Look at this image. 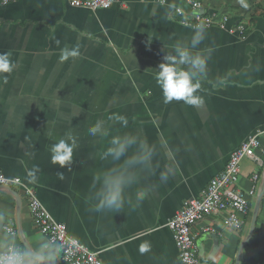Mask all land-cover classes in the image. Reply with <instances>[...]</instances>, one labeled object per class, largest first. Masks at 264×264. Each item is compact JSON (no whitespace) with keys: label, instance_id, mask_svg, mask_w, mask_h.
<instances>
[{"label":"crops","instance_id":"0c3cea01","mask_svg":"<svg viewBox=\"0 0 264 264\" xmlns=\"http://www.w3.org/2000/svg\"><path fill=\"white\" fill-rule=\"evenodd\" d=\"M128 1L125 8L95 11L68 0L0 1V55L10 63V70H0V169L32 186L52 217L96 251L102 264H179L167 221L185 200L201 197L230 153L264 128V0H199L205 10L243 23L245 33L206 28L194 49H212L208 75L194 94L201 98L197 105L164 103L155 81L166 52L192 35L174 11L185 7L183 1ZM64 49L77 55L61 60ZM121 115L126 128L113 119ZM97 123L108 135L89 134ZM127 133L153 148L152 168L137 170L138 183L126 189L120 212L92 211L99 187L92 186L93 175L113 166L99 153L113 135ZM69 135L77 144L71 160L53 164L51 146ZM259 139L264 144V133ZM36 169L32 182L29 172ZM254 174L255 194L240 230L226 227L222 216L191 226L198 264H236L242 244L239 264L261 262L264 193L248 236L263 167L243 161L241 190L251 188ZM10 188L0 186V252L13 246L25 264H67L34 226L23 190ZM141 189L148 194L138 203ZM142 245L149 251L141 253ZM47 250L54 254L43 255Z\"/></svg>","mask_w":264,"mask_h":264},{"label":"built area","instance_id":"2783aa9c","mask_svg":"<svg viewBox=\"0 0 264 264\" xmlns=\"http://www.w3.org/2000/svg\"><path fill=\"white\" fill-rule=\"evenodd\" d=\"M3 4L17 0H0ZM143 3L164 4L166 0H138ZM185 7L177 5L175 13L180 17L179 23L190 27L203 22L206 28H218L229 34L243 36L245 26L231 18L226 13L216 10H205L199 0H182ZM69 5L90 10L112 7L125 8L128 0H68ZM191 28V27H190ZM264 128L250 134L229 155L228 161L217 175L210 179L201 197H191L183 202L166 223L173 233V238L179 252V264H198V252L191 226L205 218L222 216L223 224L231 230L238 231L245 224L249 211V197L255 194V184L258 175L251 178L253 185L244 192L238 187L241 164L245 160L254 162L259 167L264 165V144L259 136ZM0 186H16L23 190L27 197L28 207L34 226L45 237L49 247L56 250L67 264H102L96 251L69 235L66 224L56 221L39 200L35 189L24 184L17 177H9L0 169ZM5 230L12 234L14 229L6 226ZM207 231L208 228L203 229ZM17 251L10 246L0 256ZM259 264H264V253Z\"/></svg>","mask_w":264,"mask_h":264},{"label":"clouds","instance_id":"9594fccd","mask_svg":"<svg viewBox=\"0 0 264 264\" xmlns=\"http://www.w3.org/2000/svg\"><path fill=\"white\" fill-rule=\"evenodd\" d=\"M190 27L192 35L189 41L174 44L172 50L166 52L156 68L155 81L162 92L164 103H170L173 100L183 101L190 105L201 103V98L194 94L199 90L201 81L208 75V61L212 49L194 51L205 39L206 25L201 22ZM150 41L151 38H149ZM76 55L75 51L64 49L61 60ZM0 70H10V63L4 55H0ZM113 119L125 128L128 126L127 118L122 115L115 116ZM88 131L92 136L108 135V132L99 123L91 126ZM76 147V141L70 135L66 139H60L50 148L51 162L63 166L71 160ZM153 155V148L139 134L113 135L108 146L99 153L101 160L110 158L113 166L99 170L93 175L92 186L95 188L99 185V187L95 193L96 203L91 210L120 212L125 202L126 189L138 183L137 170L139 168H143L145 171L152 168ZM36 171L38 169L29 172L32 182L37 179ZM164 178L166 179V177ZM147 194L144 189L137 191L136 201L142 202ZM139 251L145 253L149 251V248L142 245ZM42 254L51 256L54 253L52 250H47ZM25 260L23 252L18 250L0 256V264H25Z\"/></svg>","mask_w":264,"mask_h":264},{"label":"water","instance_id":"95a60500","mask_svg":"<svg viewBox=\"0 0 264 264\" xmlns=\"http://www.w3.org/2000/svg\"><path fill=\"white\" fill-rule=\"evenodd\" d=\"M7 188L9 190H12L9 186H7ZM263 193H264V165H263V175H262V182H261V188H260V191H259V194L257 196V199H256V202H255V205H254V209H253V213H252V218H251V222H250V230H249V236H248V239L251 237L252 233H253V230H254V225H255V221H256V217H257V213H258V210H259V205H260V202H261V199H262V196H263ZM17 195V194H16ZM17 199L19 200V196L17 195ZM244 244H242L239 248V255H240V252L242 250V247H243ZM27 246V245H26ZM239 255L237 257V262L236 264H239Z\"/></svg>","mask_w":264,"mask_h":264}]
</instances>
